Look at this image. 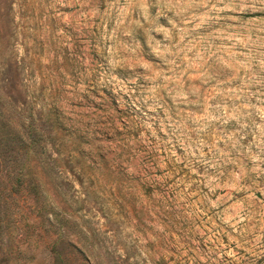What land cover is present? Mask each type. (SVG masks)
<instances>
[{
  "label": "rangeland",
  "instance_id": "1",
  "mask_svg": "<svg viewBox=\"0 0 264 264\" xmlns=\"http://www.w3.org/2000/svg\"><path fill=\"white\" fill-rule=\"evenodd\" d=\"M0 264H264V0H0Z\"/></svg>",
  "mask_w": 264,
  "mask_h": 264
}]
</instances>
